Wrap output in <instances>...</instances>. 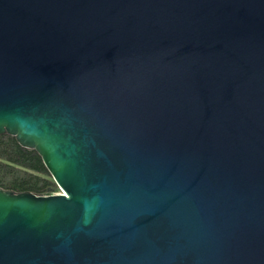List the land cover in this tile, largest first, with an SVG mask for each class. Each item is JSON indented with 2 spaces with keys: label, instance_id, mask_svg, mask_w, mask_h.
Returning <instances> with one entry per match:
<instances>
[{
  "label": "water",
  "instance_id": "obj_1",
  "mask_svg": "<svg viewBox=\"0 0 264 264\" xmlns=\"http://www.w3.org/2000/svg\"><path fill=\"white\" fill-rule=\"evenodd\" d=\"M4 134L0 264H264V0H0Z\"/></svg>",
  "mask_w": 264,
  "mask_h": 264
},
{
  "label": "trees",
  "instance_id": "obj_2",
  "mask_svg": "<svg viewBox=\"0 0 264 264\" xmlns=\"http://www.w3.org/2000/svg\"><path fill=\"white\" fill-rule=\"evenodd\" d=\"M0 188L38 195L60 192L38 152L8 134L0 135Z\"/></svg>",
  "mask_w": 264,
  "mask_h": 264
},
{
  "label": "rangeland",
  "instance_id": "obj_3",
  "mask_svg": "<svg viewBox=\"0 0 264 264\" xmlns=\"http://www.w3.org/2000/svg\"><path fill=\"white\" fill-rule=\"evenodd\" d=\"M61 192V191H60Z\"/></svg>",
  "mask_w": 264,
  "mask_h": 264
}]
</instances>
